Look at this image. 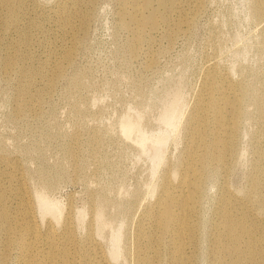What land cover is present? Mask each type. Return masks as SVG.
<instances>
[{"label":"rangeland","instance_id":"rangeland-1","mask_svg":"<svg viewBox=\"0 0 264 264\" xmlns=\"http://www.w3.org/2000/svg\"><path fill=\"white\" fill-rule=\"evenodd\" d=\"M65 1L72 5L70 0H18L12 19L0 0V186L12 222V228L0 226L4 264H25L15 240L24 232L20 224L25 219L38 229L35 258L45 261L49 252L54 264L63 258L71 264H136L137 250L153 264H228L229 255L218 261L214 253L222 187L236 196L232 215L255 229L253 255L238 264H264V210L259 205L264 200V135L259 134L264 115L256 113L254 104L257 100L264 111V6L254 16L258 0H175L174 6L171 0H139L140 11L132 0H92L88 6L77 0L78 9L87 7V21L83 25L75 14L64 28L60 11ZM121 7L138 18L158 19L155 29L146 23L134 49ZM17 52L26 55L27 66H43L23 96L18 89L28 76L2 64L5 55ZM55 62L62 72L50 86ZM213 63L243 79L250 97L243 103L229 167L212 169L204 179L197 236L189 246L182 244L177 255L171 238L159 232L148 243L157 229L149 214L170 170L176 172L171 174L175 183L189 139L187 117L204 69ZM174 97L177 115L165 127L161 116ZM125 117L139 119L150 137L167 131L155 170L148 157L151 144L141 149L134 131L122 134ZM251 175L260 186L256 197L248 199L244 194ZM36 194L59 203L58 221L39 215ZM96 213L104 222L99 229ZM68 214L73 217L70 238L58 233L48 239V228L60 232ZM115 230L120 234L117 258L110 254Z\"/></svg>","mask_w":264,"mask_h":264},{"label":"bare ground","instance_id":"bare-ground-1","mask_svg":"<svg viewBox=\"0 0 264 264\" xmlns=\"http://www.w3.org/2000/svg\"><path fill=\"white\" fill-rule=\"evenodd\" d=\"M70 1L72 5L68 6L67 4L69 2L65 1L60 11L62 26L64 28L70 26V19L75 14L81 16L82 24L85 25L87 21V7L83 11L75 6L77 0ZM85 1L88 6L92 0ZM132 1L137 11H140V1ZM1 3L7 8L10 18L15 19L19 7L18 0H1ZM171 4L174 6L176 4L175 0H171ZM263 6L264 1L258 0L257 4H254L252 14L258 16L262 12ZM134 14L127 11L125 7L120 8V18L124 19V23L131 30L132 39L130 45L132 49L142 42L146 23L149 24L148 26L151 29H155L158 26V19L155 17L151 16L148 19H142L136 17ZM21 40L24 43H28L29 38L23 36ZM25 58L26 55L24 53L17 52L14 55H5L2 60V64L7 69L16 70L19 76L26 75L29 78L28 82L19 87L18 95L20 96L28 93V88L25 85L29 84L34 75L43 73L42 64L38 66H27L25 64ZM64 58L68 62L71 58V53L69 51L66 52ZM55 63V67L52 68V76L47 83L50 86L52 85L53 79L62 72V67L57 62ZM217 78H219V81H217ZM249 97L250 93L243 79H234L228 72L218 70L215 63L205 67L201 87L196 93L195 106H193L187 117L189 139L185 148V154L181 158L178 166L179 173L174 183L171 176H174L176 173L175 170L168 172L170 173L168 177L169 182L162 183L157 198L152 205L151 214H149V218L156 222L157 229L155 228V234L149 236L147 239L148 243L154 241L159 232L161 235L171 238L174 254L177 255L181 253L180 249L182 244L187 246L192 244L194 238H196L195 236H197L195 231L196 218L204 200V179L212 169L214 170L220 167L227 169L229 167V160L232 157L236 140L241 132L240 122L244 115L243 103ZM177 104L178 102L174 97L166 106L161 116V121L165 124V127L166 125L174 123L178 111L176 108ZM254 104L256 113L264 115L262 104L257 100ZM128 117L122 118L124 119V121L121 119L122 123L120 121L122 134L128 137L134 131V137L137 140L135 141L140 145L141 149L151 144L148 157L153 165L159 163L163 159V153L161 152L164 148L162 147L166 143V140H168L167 131L163 130V128V131L161 130L162 132L158 130L161 133L156 131L158 134L150 137L139 127V119L136 123L135 119V122L130 121L133 119L131 117H129L131 118L130 120H127L129 119ZM259 134L264 135V129ZM148 140L149 142L146 143ZM155 168L156 166L154 170ZM250 179L244 194L248 199L256 197L260 186L259 181L254 176L251 175ZM1 188L0 186V226L2 224H8L12 228L11 218L6 209L7 198ZM235 198L236 196L230 193L228 188L222 187L221 201L218 208L219 220L215 223V226H217L214 237L215 246H217L214 251L216 255L215 260L223 261V256L229 255L226 261L228 264H238L244 258L252 256L255 243V229L252 231L246 227L247 223L243 218L232 215L231 203ZM36 204L39 209V215L42 218L48 214L55 222L59 220L62 207L58 202L51 201L47 196H42L41 194L36 196ZM259 205L264 210V200ZM76 216L81 218L83 211L78 212ZM99 216V213H96V220L98 221L97 229L104 223L102 220H99L101 219ZM72 219L73 217L68 214L60 232L56 231L55 227L51 225L46 233L47 238L49 239L50 236L60 233L63 237L69 239L71 236ZM100 221L102 222L99 224ZM20 226L22 227L20 230L24 232L21 236L16 237L15 240H19L18 244L24 250L23 259L25 264H54L52 258L49 261V252L47 253L45 261L43 259L39 260L40 258L36 259L32 253L36 248L39 233L38 229L31 224L30 219H25ZM142 235L143 230H140L138 237ZM110 237L112 242L110 254L113 258H117L119 255L118 246L120 234L115 230ZM5 260V255L1 254L0 264H4ZM134 260L136 264H153L151 261H147L138 250L134 252ZM253 260L254 258L251 261ZM55 264L71 263L64 261L63 258L60 263Z\"/></svg>","mask_w":264,"mask_h":264}]
</instances>
